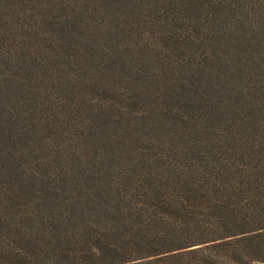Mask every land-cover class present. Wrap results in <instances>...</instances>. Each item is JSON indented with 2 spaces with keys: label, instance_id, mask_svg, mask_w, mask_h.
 <instances>
[{
  "label": "trees",
  "instance_id": "1",
  "mask_svg": "<svg viewBox=\"0 0 264 264\" xmlns=\"http://www.w3.org/2000/svg\"><path fill=\"white\" fill-rule=\"evenodd\" d=\"M65 2L0 0V264H264V0Z\"/></svg>",
  "mask_w": 264,
  "mask_h": 264
},
{
  "label": "rangeland",
  "instance_id": "2",
  "mask_svg": "<svg viewBox=\"0 0 264 264\" xmlns=\"http://www.w3.org/2000/svg\"><path fill=\"white\" fill-rule=\"evenodd\" d=\"M58 2H62L64 4H66L65 0H58ZM50 5L52 6V3H50ZM48 12H50L51 14H53L54 16H56L58 19L62 15V12L61 11H53L52 9H49ZM48 12L46 14L47 16H49ZM115 34L116 33H113L112 34V38L110 40H107V44H110V45L117 44V41L118 40L115 39ZM70 41H72V40H70ZM98 41L99 42H102L101 40H98ZM120 56H121V54L118 53V55H116V58H119ZM261 62H263V64H264V61H261ZM124 70H127V69H124ZM221 87H224V84H221ZM241 87L243 88V85H241ZM245 87H246L245 91H246V93L249 96L246 99L247 100V103L245 104V106L248 104V101H249V107L252 110L253 109H259V110H261L264 113V86H261L260 85V86L253 87V85H247V82H246L245 85H244V88ZM77 88H78V86H76V85L66 88L67 95L71 96L74 93L76 94V91L79 92L80 90L77 89ZM144 89L147 92L151 93L153 97L163 96L165 94L164 91H163V88H160L158 86V84L156 83V81H154L152 84H150L148 86V88H144ZM243 93H244V90H243ZM215 97L217 98V94L215 95ZM88 98H90V97H81V99L83 100V102H85L86 104H88ZM239 106H240L239 104H233V103H232V105H230V107H233V108H236V107H239ZM118 115H119V111H118ZM136 119L137 118H135V119L133 118V119L127 120V121H130L131 123L133 122V124L135 126L134 128L137 131H140V127H139V124L136 123L137 122ZM92 156H93V154L90 153V157H92ZM256 264H263V263H256Z\"/></svg>",
  "mask_w": 264,
  "mask_h": 264
}]
</instances>
